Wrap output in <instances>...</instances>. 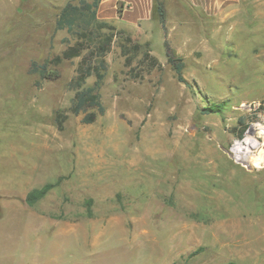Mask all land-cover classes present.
<instances>
[{
	"label": "rangeland",
	"instance_id": "1",
	"mask_svg": "<svg viewBox=\"0 0 264 264\" xmlns=\"http://www.w3.org/2000/svg\"><path fill=\"white\" fill-rule=\"evenodd\" d=\"M163 1L164 26L155 0H101L116 30L105 112L85 124V54L50 63L76 44L56 23L79 0H0V264H264V0Z\"/></svg>",
	"mask_w": 264,
	"mask_h": 264
},
{
	"label": "trees",
	"instance_id": "2",
	"mask_svg": "<svg viewBox=\"0 0 264 264\" xmlns=\"http://www.w3.org/2000/svg\"><path fill=\"white\" fill-rule=\"evenodd\" d=\"M100 5L101 0H93V2L79 0L76 4L74 2L68 3L60 11L56 29L67 30L77 41L75 45L68 47L62 56H57L50 62L58 64L63 60H73L85 54L77 67L76 76L71 82V86L78 90L72 107V113L76 116L85 113L83 119V123L85 124L94 123L97 116L99 114L103 115L105 112L101 102L100 89L108 70L106 55L111 48L114 31L116 30L113 25L99 21L98 10ZM154 13L158 15V21L164 26L167 17L163 0H155ZM105 29L112 32L103 33L102 31ZM125 41V44L121 45V48L123 55L126 56V65L130 66L133 59V55L130 54H138L143 49V46L139 43H134V40L130 36H127ZM129 43L132 44V46L129 45ZM166 49L168 63L172 66L176 74V79L178 82L190 86L183 76L185 68L184 60L173 52L168 43H166ZM86 52L88 53L86 54ZM145 56L152 62V68L158 66V61L149 53H145ZM47 66L48 64H44L39 67L34 63L30 72L32 74L40 73L44 80L52 79V76L48 73ZM92 76L96 77L95 84L91 87H84L88 78ZM219 107L220 106H212L206 108L205 114L217 113ZM90 110H97V112H90ZM56 121L59 130H63L64 117L59 114ZM243 133L244 130L241 131L240 137L243 136ZM255 149V147H251V150ZM61 180L62 178L56 183L46 184L41 189L30 192L26 198L27 204L29 206H34L44 199L51 190L59 186ZM227 264L237 263L229 262Z\"/></svg>",
	"mask_w": 264,
	"mask_h": 264
},
{
	"label": "built area",
	"instance_id": "3",
	"mask_svg": "<svg viewBox=\"0 0 264 264\" xmlns=\"http://www.w3.org/2000/svg\"><path fill=\"white\" fill-rule=\"evenodd\" d=\"M251 130H252V128H251ZM248 133H249V132H248ZM248 133L246 134V136H247V135H250V133H249V134H248ZM250 137H254V136L250 135ZM254 138L256 139V141H258V138H257V137H254ZM258 143H259V141H258ZM259 144H260V143H259Z\"/></svg>",
	"mask_w": 264,
	"mask_h": 264
},
{
	"label": "bare ground",
	"instance_id": "4",
	"mask_svg": "<svg viewBox=\"0 0 264 264\" xmlns=\"http://www.w3.org/2000/svg\"><path fill=\"white\" fill-rule=\"evenodd\" d=\"M239 144H241V143L238 142L237 145H239Z\"/></svg>",
	"mask_w": 264,
	"mask_h": 264
}]
</instances>
